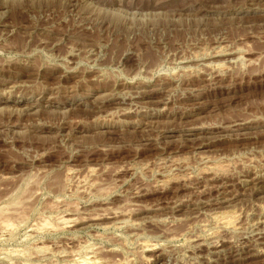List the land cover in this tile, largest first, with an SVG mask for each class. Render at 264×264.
Here are the masks:
<instances>
[{
	"label": "rangeland",
	"instance_id": "rangeland-1",
	"mask_svg": "<svg viewBox=\"0 0 264 264\" xmlns=\"http://www.w3.org/2000/svg\"><path fill=\"white\" fill-rule=\"evenodd\" d=\"M85 259L264 264V0H0V264Z\"/></svg>",
	"mask_w": 264,
	"mask_h": 264
},
{
	"label": "bare ground",
	"instance_id": "bare-ground-1",
	"mask_svg": "<svg viewBox=\"0 0 264 264\" xmlns=\"http://www.w3.org/2000/svg\"><path fill=\"white\" fill-rule=\"evenodd\" d=\"M221 216H222V218L219 219V216H218L216 219H217V220L219 219V221L223 220V222L225 223V225H228L229 223H231V219H230V217L225 216V215L223 216L222 214H221ZM67 221H68V220H67ZM219 221H218V222H219ZM223 222H222V224H223ZM223 226H224V224H223ZM7 227H8V226H7ZM89 259H90V258H89ZM89 259H88V260H89ZM88 260L85 259L81 264H92V262H91L90 260H89V261H88ZM94 262H95V261H94ZM94 262H93V264H95Z\"/></svg>",
	"mask_w": 264,
	"mask_h": 264
}]
</instances>
